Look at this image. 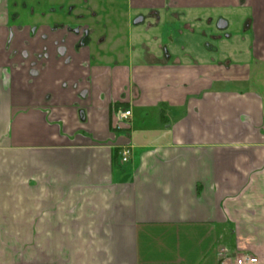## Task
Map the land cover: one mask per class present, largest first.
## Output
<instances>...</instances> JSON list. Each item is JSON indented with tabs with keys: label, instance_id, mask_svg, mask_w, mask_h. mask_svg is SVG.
I'll use <instances>...</instances> for the list:
<instances>
[{
	"label": "crops",
	"instance_id": "obj_1",
	"mask_svg": "<svg viewBox=\"0 0 264 264\" xmlns=\"http://www.w3.org/2000/svg\"><path fill=\"white\" fill-rule=\"evenodd\" d=\"M41 1L0 0V264H264V0ZM101 1L126 34L75 13ZM223 9L250 13L229 59L167 20ZM144 23L180 45H139Z\"/></svg>",
	"mask_w": 264,
	"mask_h": 264
},
{
	"label": "rangeland",
	"instance_id": "obj_2",
	"mask_svg": "<svg viewBox=\"0 0 264 264\" xmlns=\"http://www.w3.org/2000/svg\"><path fill=\"white\" fill-rule=\"evenodd\" d=\"M72 1V0H65V2H63V0H42L41 1V6H42V10L45 12L51 11V9H56L57 13L59 14V18L58 20H60L61 22H67V19H64L65 16V11L68 12V10L70 9L69 12H72L73 8H69L70 6H68V2ZM81 1V0H79ZM67 2V3H66ZM110 2V1H108ZM107 2V3H108ZM105 4L104 2H99L98 7L93 6L92 7V11H89L88 14L87 10L83 7L81 10L80 9H76V12H80L81 14H83L84 16H87V18L90 20L89 22V26L91 27V29L95 32V34H105L106 32H108V28L111 27L112 29H117L119 33H124L126 34L128 32V29L126 27V25H122L120 24L117 28V26H111L112 25V21H116V20H125L126 19V7H125V3L123 2H119V4H114L111 7L109 6V4ZM60 5V6H59ZM59 7H61V12H59ZM80 7V5L78 6ZM62 12H64L63 16H62ZM114 13V14H113ZM137 14V12L132 11L130 13V16H135ZM107 15V16H106ZM111 15V16H110ZM250 17V13L248 10H239V9H223V10H217V11H204V10H190L187 11L185 15H181L178 18H170L167 20H199L196 22H191V26L195 31V36L193 37H188L189 41L188 42H184L181 44H186L184 45L185 50H189L191 51L192 49H196V48H200L202 49L203 46L207 45L208 43L213 45V48L218 49L219 50V54H221V58L222 59H229L231 58L233 52H245L247 49H249L250 47V36H249V32L248 31H244V20H247V18ZM219 18L225 19L229 22V27L226 29V31H224V34H226V36L221 37L220 40H211L209 38L210 35L212 34H219L220 32L215 28V24L217 23L216 20H218ZM53 20V18H52ZM106 20H109V22L111 23V25H109L107 22H105ZM146 20H151V19H147ZM163 20H166V18H163ZM204 20H212V26L210 28H208L205 24H204ZM103 22L106 23V25H103ZM183 22V21H181ZM146 24H141L138 26H132L133 29H131L130 34L134 35V34H139L140 38L139 41H137L136 43H138L139 45L144 44L147 45L148 48L150 49H155L157 48V43H155L151 36L156 35L160 36L159 37V42H164L167 43L168 47L170 48V50L172 48H177L180 44V41H177L176 38H178L177 35V30L180 27V24H174V25H166L165 29H163V31L159 30L157 32L153 31V30H147ZM135 28V29H134ZM204 30L207 33V37L205 39L201 38L198 33ZM211 33V34H208ZM168 35H173L174 36V40L172 45H169L167 42L166 37ZM221 35V34H220ZM228 35H230L229 38ZM246 53V52H245ZM242 57H239V59H241ZM191 60L196 59V58H190ZM189 59V60H190ZM244 59V57H243Z\"/></svg>",
	"mask_w": 264,
	"mask_h": 264
},
{
	"label": "built area",
	"instance_id": "obj_3",
	"mask_svg": "<svg viewBox=\"0 0 264 264\" xmlns=\"http://www.w3.org/2000/svg\"><path fill=\"white\" fill-rule=\"evenodd\" d=\"M130 117L131 112L129 110L122 111L118 116V121L120 122V125L117 126V129L121 128V125H124L125 122H128ZM129 154L130 150L128 148L122 151L121 156L123 162L127 160ZM233 264H257V259L248 254H242L234 259Z\"/></svg>",
	"mask_w": 264,
	"mask_h": 264
},
{
	"label": "water",
	"instance_id": "obj_4",
	"mask_svg": "<svg viewBox=\"0 0 264 264\" xmlns=\"http://www.w3.org/2000/svg\"><path fill=\"white\" fill-rule=\"evenodd\" d=\"M141 21H142V18H137L136 20H134V22H133V24L134 25H137V24H139V23H141ZM225 27V23H219L218 24V28H224Z\"/></svg>",
	"mask_w": 264,
	"mask_h": 264
},
{
	"label": "flooded vegetation",
	"instance_id": "obj_5",
	"mask_svg": "<svg viewBox=\"0 0 264 264\" xmlns=\"http://www.w3.org/2000/svg\"><path fill=\"white\" fill-rule=\"evenodd\" d=\"M80 17V16H79ZM86 18H87V16H86ZM80 19V18H79ZM221 23V22H220ZM223 23V22H222ZM219 24V23H218ZM217 27H218V25H217ZM219 29V28H218ZM83 32V31H82ZM86 32V31H85Z\"/></svg>",
	"mask_w": 264,
	"mask_h": 264
}]
</instances>
